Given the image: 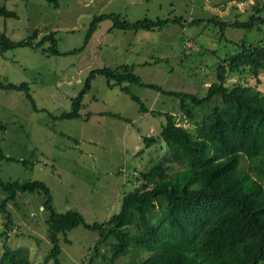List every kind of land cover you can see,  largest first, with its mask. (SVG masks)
I'll list each match as a JSON object with an SVG mask.
<instances>
[{"label": "rangeland", "instance_id": "rangeland-1", "mask_svg": "<svg viewBox=\"0 0 264 264\" xmlns=\"http://www.w3.org/2000/svg\"><path fill=\"white\" fill-rule=\"evenodd\" d=\"M0 5L17 13V18L0 16V32L18 41L34 30L39 37L54 31L59 51L50 52L51 43L46 41L35 48L18 46L0 53V78L14 84L26 82L30 95L0 88V121L4 125L0 148L12 158L0 159V177L43 181L57 211H82L88 223L103 222L117 213L123 194L137 184L133 170L156 161L165 148L160 140L137 154L144 146L142 137L156 136L164 117L141 112L139 104L121 92L124 84L108 86L102 75H95L83 95L81 117L57 118L71 110L72 99L83 88L88 72L134 62V73L143 82L202 96L206 86L216 80L217 62L236 51L235 42L264 37V25L247 30L212 20L245 21L254 7L261 8L264 17V0H58L57 6L46 0H0ZM108 12H120L130 21L180 16L186 28L169 24L153 31L125 32L112 28V18L104 17L86 39L92 18ZM192 18L202 19L201 23L189 24ZM235 80L236 76L230 77L227 85ZM125 85L149 110L174 112L178 107L173 96L138 84ZM257 85L264 91V71ZM178 122L190 126L185 120ZM123 175L128 181L121 185ZM42 199L40 192H20L8 204L13 226L0 235V255L4 243L12 248L25 246L31 262L43 264L50 245L47 216L39 209ZM3 231L0 215V233ZM98 235L97 230L83 226L67 231L65 240H60L62 264H82Z\"/></svg>", "mask_w": 264, "mask_h": 264}, {"label": "trees", "instance_id": "trees-1", "mask_svg": "<svg viewBox=\"0 0 264 264\" xmlns=\"http://www.w3.org/2000/svg\"><path fill=\"white\" fill-rule=\"evenodd\" d=\"M46 1L58 5V0ZM260 12L261 8L254 7L245 21L212 20L222 26L260 29L264 25ZM0 16L17 18V13L0 5ZM104 17L112 18V28L123 31H153L169 23L185 26L180 16L129 21L118 13L100 14L90 21L86 39ZM201 20L188 23L200 24ZM54 36L55 32L49 31L39 37L34 30L25 39L14 41L2 31L0 53L18 46L35 48L47 41L50 52L58 54ZM235 44L236 51L215 65L216 80L206 86L202 96L145 83L134 73L133 64L91 69L83 88L72 99L71 110L56 117H81L83 95L90 90L95 75H102L108 86L124 84L121 92L138 103L141 112L164 117L159 133L143 136L144 146L137 151L142 155L162 140L163 154L150 165L133 170L137 184L123 194L119 211L103 222L88 223L76 209L57 211L43 181L0 177V215L5 226L0 235L13 226L8 204L15 202L18 193L40 192L43 199L39 209L47 216L50 245L43 264H62L60 240L77 226L99 232L82 264H264V91L257 87L264 71V37ZM235 76L238 80L227 85ZM125 84H138L177 98L179 116L176 110H149ZM0 88L24 90L30 96L26 82L14 84L0 78ZM0 159L12 158L0 148ZM2 247L0 264H33L27 247L12 248L7 243ZM136 254L138 260L134 259Z\"/></svg>", "mask_w": 264, "mask_h": 264}, {"label": "crops", "instance_id": "crops-1", "mask_svg": "<svg viewBox=\"0 0 264 264\" xmlns=\"http://www.w3.org/2000/svg\"><path fill=\"white\" fill-rule=\"evenodd\" d=\"M101 10V9H100ZM108 13H114V12H108ZM108 13H104V14H108ZM119 14V16L121 15L120 14V12L118 13ZM100 15V14H99ZM94 16V15H93ZM121 17V16H120ZM94 18V17H93ZM92 18V19H93ZM123 18H125V17H123ZM157 18V17H156ZM169 18H171V17H169ZM125 19H127V18H125ZM155 19V18H154ZM192 19H194V18H192ZM128 20V19H127ZM130 21V20H129ZM134 21V20H133ZM169 24H174V23H169ZM169 24H167L166 26H168ZM174 25H176L177 26V24H174ZM165 26V27H166ZM163 28V27H162ZM185 28H186V26H184V27H182L181 29L182 30H185ZM123 31V30H122ZM126 32V31H125ZM149 41H147L146 43H148ZM124 63H126V62H124ZM128 64H133L134 65V68L136 67V64L133 62H131V63H128ZM145 64V63H144ZM125 94V93H124ZM125 177V178H124ZM121 178H122V180H121V185L123 184V183H126L127 181H128V178H126V176H121ZM39 207H41V206H39ZM79 211V210H78ZM81 213H82V211H81Z\"/></svg>", "mask_w": 264, "mask_h": 264}, {"label": "built area", "instance_id": "built-area-1", "mask_svg": "<svg viewBox=\"0 0 264 264\" xmlns=\"http://www.w3.org/2000/svg\"><path fill=\"white\" fill-rule=\"evenodd\" d=\"M186 45H189V46H190V44H189L188 42H186ZM122 170H123V169H122ZM123 171H124V170H123ZM133 174L136 175L137 173L134 171Z\"/></svg>", "mask_w": 264, "mask_h": 264}]
</instances>
